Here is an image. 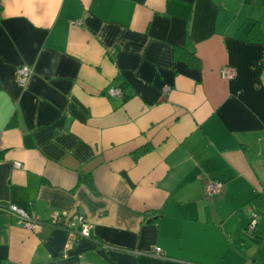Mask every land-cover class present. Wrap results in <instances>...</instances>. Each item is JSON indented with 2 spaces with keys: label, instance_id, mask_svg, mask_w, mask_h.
Instances as JSON below:
<instances>
[{
  "label": "crops",
  "instance_id": "1",
  "mask_svg": "<svg viewBox=\"0 0 264 264\" xmlns=\"http://www.w3.org/2000/svg\"><path fill=\"white\" fill-rule=\"evenodd\" d=\"M262 145L264 0H0V204L92 225L0 210V264H264Z\"/></svg>",
  "mask_w": 264,
  "mask_h": 264
},
{
  "label": "built area",
  "instance_id": "2",
  "mask_svg": "<svg viewBox=\"0 0 264 264\" xmlns=\"http://www.w3.org/2000/svg\"><path fill=\"white\" fill-rule=\"evenodd\" d=\"M32 74V69L29 65L23 64L17 68L16 75L17 80L20 84H25ZM221 75L225 78H230L233 76V72L229 67H224L221 70ZM108 93L113 96H120L122 94L119 88H110ZM18 166V165H16ZM224 191V186L220 181L208 180L204 186V197L212 198L213 196L220 195ZM0 210H5L10 214L15 215L18 218V222L24 227L30 229H36L44 224H50L53 227H60L68 231L74 237L90 238L91 237V223L83 215L73 214L71 216L63 215L58 212H53L47 220L40 219L35 214H27L24 210L16 205H4L0 204ZM65 218L66 222L60 225V219ZM257 224V213L251 212L249 217V222L247 224V231L254 232ZM147 254L156 257H165L161 251L160 247H156ZM1 264H7L3 262ZM184 264H190L185 262Z\"/></svg>",
  "mask_w": 264,
  "mask_h": 264
},
{
  "label": "trees",
  "instance_id": "3",
  "mask_svg": "<svg viewBox=\"0 0 264 264\" xmlns=\"http://www.w3.org/2000/svg\"><path fill=\"white\" fill-rule=\"evenodd\" d=\"M173 54L176 59L185 61L190 67H200V61L196 53L187 47L185 43L183 45H176L174 47ZM147 150H149V147L141 149L140 154L146 152Z\"/></svg>",
  "mask_w": 264,
  "mask_h": 264
},
{
  "label": "rangeland",
  "instance_id": "4",
  "mask_svg": "<svg viewBox=\"0 0 264 264\" xmlns=\"http://www.w3.org/2000/svg\"><path fill=\"white\" fill-rule=\"evenodd\" d=\"M261 149H262V152H264V145H262V148L259 149V151L261 152ZM262 156V157H261ZM254 159V158H253ZM255 160V159H254ZM257 160H260V162L262 163V165H264V153H262V155L260 154L258 157H257ZM260 179H264V166H262V169L260 171V173L258 174ZM247 231V230H246Z\"/></svg>",
  "mask_w": 264,
  "mask_h": 264
}]
</instances>
